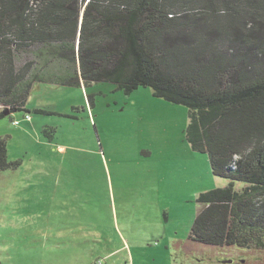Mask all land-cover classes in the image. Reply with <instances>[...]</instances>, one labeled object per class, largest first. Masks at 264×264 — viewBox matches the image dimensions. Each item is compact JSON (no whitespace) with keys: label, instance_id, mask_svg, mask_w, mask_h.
I'll list each match as a JSON object with an SVG mask.
<instances>
[{"label":"rangeland","instance_id":"obj_1","mask_svg":"<svg viewBox=\"0 0 264 264\" xmlns=\"http://www.w3.org/2000/svg\"><path fill=\"white\" fill-rule=\"evenodd\" d=\"M188 111L146 86L35 83L0 119L16 163L0 170V264H264L190 238L199 195L229 180L192 148Z\"/></svg>","mask_w":264,"mask_h":264},{"label":"trees","instance_id":"obj_2","mask_svg":"<svg viewBox=\"0 0 264 264\" xmlns=\"http://www.w3.org/2000/svg\"><path fill=\"white\" fill-rule=\"evenodd\" d=\"M37 82L146 86L187 106L188 141L229 180L199 195L190 238L264 249V0H0V119ZM14 164L0 138V170Z\"/></svg>","mask_w":264,"mask_h":264},{"label":"water","instance_id":"obj_3","mask_svg":"<svg viewBox=\"0 0 264 264\" xmlns=\"http://www.w3.org/2000/svg\"><path fill=\"white\" fill-rule=\"evenodd\" d=\"M4 113H5L6 115H8V114H9V111H5Z\"/></svg>","mask_w":264,"mask_h":264},{"label":"built area","instance_id":"obj_4","mask_svg":"<svg viewBox=\"0 0 264 264\" xmlns=\"http://www.w3.org/2000/svg\"><path fill=\"white\" fill-rule=\"evenodd\" d=\"M27 119H29V117H27ZM15 123H17V124H18V121H15Z\"/></svg>","mask_w":264,"mask_h":264}]
</instances>
